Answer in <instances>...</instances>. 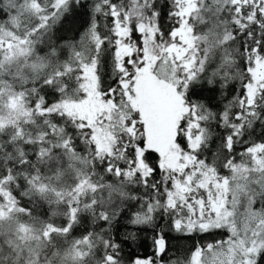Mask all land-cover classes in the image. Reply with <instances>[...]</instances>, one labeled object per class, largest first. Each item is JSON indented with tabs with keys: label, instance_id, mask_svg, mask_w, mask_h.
Instances as JSON below:
<instances>
[{
	"label": "snow or ice",
	"instance_id": "snow-or-ice-1",
	"mask_svg": "<svg viewBox=\"0 0 264 264\" xmlns=\"http://www.w3.org/2000/svg\"><path fill=\"white\" fill-rule=\"evenodd\" d=\"M75 8L87 24L65 39ZM161 16L157 0H0V264L264 258V0H169ZM158 215L223 238L186 259L166 261L162 234L126 253L120 218Z\"/></svg>",
	"mask_w": 264,
	"mask_h": 264
},
{
	"label": "trees",
	"instance_id": "trees-1",
	"mask_svg": "<svg viewBox=\"0 0 264 264\" xmlns=\"http://www.w3.org/2000/svg\"><path fill=\"white\" fill-rule=\"evenodd\" d=\"M90 3L91 0H86ZM169 0H157V4L162 12L161 22L166 21V13L168 10ZM88 20V10L83 8H75L57 24V35L64 37L65 39H71L76 37L86 26ZM194 98L212 107L214 110L218 105V93L211 92L207 86L194 89ZM214 127V126H213ZM218 131V130H216ZM260 128L257 126L256 135H259ZM216 143L211 145L208 155H211L212 151H215ZM152 159H155L153 155ZM126 217H121L119 223L113 229V232L118 240H122L127 232H134L136 234L135 241H129L126 244L125 252L129 249L136 254L142 256L153 255L152 238L157 234H162L168 245V255L165 258L166 261L171 258L175 259L177 256L186 259L190 256L191 251L194 250L197 243L205 244L213 242L216 239L223 238L221 234H198L193 233L191 235H185L173 230L171 221L164 217L157 216L154 225H145L139 228L126 227ZM259 264H264V258H262Z\"/></svg>",
	"mask_w": 264,
	"mask_h": 264
},
{
	"label": "rangeland",
	"instance_id": "rangeland-1",
	"mask_svg": "<svg viewBox=\"0 0 264 264\" xmlns=\"http://www.w3.org/2000/svg\"><path fill=\"white\" fill-rule=\"evenodd\" d=\"M224 174H227V173H224Z\"/></svg>",
	"mask_w": 264,
	"mask_h": 264
}]
</instances>
